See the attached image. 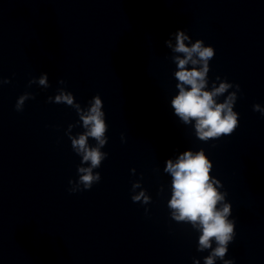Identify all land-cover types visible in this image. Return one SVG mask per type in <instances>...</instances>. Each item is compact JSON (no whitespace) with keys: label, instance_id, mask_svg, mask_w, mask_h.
I'll return each mask as SVG.
<instances>
[{"label":"clouds","instance_id":"1","mask_svg":"<svg viewBox=\"0 0 264 264\" xmlns=\"http://www.w3.org/2000/svg\"><path fill=\"white\" fill-rule=\"evenodd\" d=\"M170 36L174 37L175 44L173 45L172 38L164 43L175 54L172 61L177 69L174 77L178 93L171 99L174 115L185 125L194 122L196 137L205 143L232 135L239 127V113L234 111V105L240 86L227 80L221 81L217 76L209 90V62L215 56V49L206 46L202 39L193 43L184 30H177ZM7 83L10 80L0 79V86ZM34 83L48 88L50 85L47 73L30 80L29 86ZM59 83L65 82L60 80ZM232 88L236 91L229 92ZM221 96H225L223 102H219ZM29 99L35 97L25 92L17 99L15 109L22 111ZM48 102L72 107L79 117L76 124L68 125L66 131L73 151L81 157V165L77 168L78 180H69V192L90 190L93 184L101 180L100 173L94 172V169L99 168L108 156V153L101 151L108 142L103 101L97 94L88 102V107L82 108L71 92L60 88L54 98L48 97ZM253 111L264 116V107L260 104H254ZM77 126H82L83 132L72 135V129ZM90 138L95 141L94 145L89 143ZM212 169L213 162L203 149L185 150L175 162L167 159L164 172L171 176V198L167 206L171 219L191 224L200 233L197 250H209V254L203 258L204 264H215L217 260L223 261V264H234L233 260L225 259L229 244L236 236V223L230 219L232 205L226 201L227 192L221 191V181L212 176ZM131 171L135 173V169ZM136 189H141L139 181L132 184V201L149 204L151 197L146 190L136 192ZM160 191H163V186ZM193 264H200V260L194 259Z\"/></svg>","mask_w":264,"mask_h":264}]
</instances>
